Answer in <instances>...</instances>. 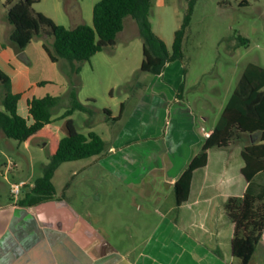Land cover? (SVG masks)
<instances>
[{"label":"crops","instance_id":"crops-1","mask_svg":"<svg viewBox=\"0 0 264 264\" xmlns=\"http://www.w3.org/2000/svg\"><path fill=\"white\" fill-rule=\"evenodd\" d=\"M31 43L29 51L47 69L55 70L43 41ZM104 59L109 62L110 54ZM174 64L161 75L128 87L119 112L109 110L117 118L123 105L121 118L101 119L108 126V137L97 130L98 122L89 119L84 132L75 122L79 132L99 134L105 150L61 164L52 180L53 197L37 201L33 192L51 161L50 153L38 177L33 171L27 178L4 176L0 264H240L232 254L234 223L225 210L227 200L240 195L239 186L230 172L225 174L224 160L214 155L212 163L213 154L226 148L209 151L207 166L194 172L189 200L176 205L175 184L200 152L205 141L201 128H206L209 117L203 115L200 120L184 100L180 92L186 81L183 69H174ZM55 77L61 78L62 91L41 92L37 87L27 106L33 98L56 97L68 90L64 76L57 71ZM44 81L51 82L38 78L35 84ZM11 82L12 92L24 98L26 92L15 89L13 77ZM216 124L206 129L213 131ZM39 145L43 150L48 146ZM19 164V160L8 159L0 170L7 173ZM20 182L26 185L14 197L11 185ZM263 239L264 234L258 246ZM257 248L249 264H264V248L259 253Z\"/></svg>","mask_w":264,"mask_h":264},{"label":"rangeland","instance_id":"rangeland-1","mask_svg":"<svg viewBox=\"0 0 264 264\" xmlns=\"http://www.w3.org/2000/svg\"><path fill=\"white\" fill-rule=\"evenodd\" d=\"M99 1L39 0L34 8L56 24L71 29L80 24L92 25L94 6ZM189 2L190 0L152 1L150 20L153 30L165 42L169 51L172 50L175 33L188 12ZM5 3L6 0H0V69L14 78L15 89L26 92L19 103V113L28 116L27 99L35 88L38 87L41 92L62 91V80L55 77L58 71L68 81V89L70 81L73 82L79 101L89 108V112L75 113L74 119L80 130L84 132L91 119L90 121L98 122L97 130L108 137V126L101 120L103 116L107 117L105 110L117 114L128 93V87L152 76L140 69L143 39L138 33L135 20L131 17L126 19L125 29L117 40L116 48H108L105 53L91 58L89 62L71 63L61 60L59 64H53L55 70L50 71L40 63L34 52L29 51L32 43L25 48L28 49L25 52V49L21 50L11 40L13 26L8 22ZM240 39L247 42L243 43ZM38 40L44 43L43 38L35 39ZM105 54H110L109 62L105 61ZM250 63L264 68V0H196L183 42V59L175 62L174 69L182 67L186 80L182 83L183 98L200 116V120L203 115L209 117L204 122L206 128L211 129L218 122ZM29 69H32L30 74ZM75 69H79V72H74ZM38 78H49L51 82L44 81L36 85ZM32 85L34 86L31 88ZM109 88L113 89V93L110 94ZM67 92L68 90L56 96L63 97L64 102L54 109L53 123L49 125L59 138L66 136L61 117L69 107ZM5 94L6 88L0 81V110H4ZM258 139H253L248 134L235 133L229 147L213 154L212 163H215L214 155L220 157L221 161H225L224 165H227L224 168L225 174L230 172L234 183L241 184V150ZM39 144V140L29 144L20 143L8 138L0 130V166L7 163L8 159L19 160L21 163L18 168L7 173L5 169L0 170V191L5 190L4 176L11 179L19 178L18 176L27 178L32 171L37 177L41 174L42 163L49 158L50 152L48 148L41 149ZM203 174H200L201 178ZM242 189L243 186H240L237 191L241 193ZM249 190L264 198V173L255 177ZM263 248L264 239L258 246L257 253Z\"/></svg>","mask_w":264,"mask_h":264},{"label":"trees","instance_id":"trees-1","mask_svg":"<svg viewBox=\"0 0 264 264\" xmlns=\"http://www.w3.org/2000/svg\"><path fill=\"white\" fill-rule=\"evenodd\" d=\"M153 0H100L94 6L93 24H80L67 28L56 24L51 18L36 12L39 0H6L7 19L13 26L11 40L24 50L33 40L43 38V47L53 63L61 60L88 62L99 52L113 48L118 35L124 30L128 17L135 20L143 39L141 71L161 75L169 64L183 59V42L191 23L196 0H190L189 9L181 27L176 31L172 50L154 32L150 20ZM49 40H53L51 43ZM241 40V39H240ZM243 43L246 40H241ZM79 72V69L73 70ZM0 81L6 88L4 110H0V130L20 143L39 140L48 144L51 161L44 175L37 179L33 192L36 200L49 199L56 193L53 176L65 162L101 155L105 142L96 132L83 134L78 131L72 118L76 111L89 112L78 99L77 89L70 81L67 92L69 107L62 115L66 136L59 138L50 128L54 109L64 102L63 97L45 96L28 102V116L19 113L23 94L12 92L11 78L0 69ZM184 84L180 87L182 93ZM123 111V105L121 106ZM111 112L105 110L109 120ZM235 133L248 134L254 143L242 148L240 169L244 191L231 196L225 210L234 223L232 254L240 264H249L264 234V198L250 192L249 187L256 176L264 173V68L250 63L244 70L238 87L228 100L210 138L205 139L200 152L175 184L176 205L189 200L194 172L208 164L209 151L230 146ZM239 179V178H238Z\"/></svg>","mask_w":264,"mask_h":264},{"label":"built area","instance_id":"built-area-1","mask_svg":"<svg viewBox=\"0 0 264 264\" xmlns=\"http://www.w3.org/2000/svg\"><path fill=\"white\" fill-rule=\"evenodd\" d=\"M201 132L203 134L204 139H208L212 135V131H208L204 127L201 128ZM25 185H26L25 182H20V183H14V184H12L11 185V194H12V196L18 197L21 194L22 189L24 188Z\"/></svg>","mask_w":264,"mask_h":264},{"label":"water","instance_id":"water-1","mask_svg":"<svg viewBox=\"0 0 264 264\" xmlns=\"http://www.w3.org/2000/svg\"><path fill=\"white\" fill-rule=\"evenodd\" d=\"M44 145L46 146V145H47V143L45 142V143H44Z\"/></svg>","mask_w":264,"mask_h":264}]
</instances>
